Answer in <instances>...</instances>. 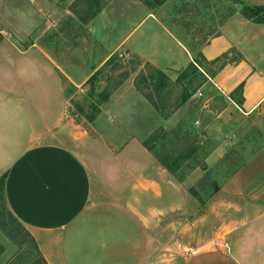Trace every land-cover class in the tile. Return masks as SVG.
<instances>
[{"label": "rangeland", "instance_id": "374dc122", "mask_svg": "<svg viewBox=\"0 0 264 264\" xmlns=\"http://www.w3.org/2000/svg\"><path fill=\"white\" fill-rule=\"evenodd\" d=\"M21 1L19 6V0H14L17 10L10 8L12 18L25 29L46 30L36 43L47 46L53 41L55 50L59 49L53 55L60 58L62 51L68 60H61L62 73L71 77L64 83V127L52 132L47 142L66 146L84 162L90 177V202L119 201L133 206L127 201L136 198L142 209H154V214L145 215L157 223L150 235L159 243L158 264L186 256L176 234L197 219L203 221L196 225L194 235L205 231L210 239L208 250H230L227 239L225 244L217 242L215 230L210 229L215 222L227 221L229 213H210V208L251 203L264 209V96L250 112L230 109V101L236 104L241 99L243 84L222 93L212 78L225 65L240 61L253 65L264 77V24L242 15L244 4L264 8V0H64L53 9L54 15L59 8L55 18L49 13L37 15L42 0ZM15 19L9 21L14 26ZM223 34L232 36L231 47L213 59L215 64L209 63L201 50ZM167 36L188 51L189 63L195 65L188 75L181 73L189 63L180 67L177 61L183 63L186 55L178 48L174 53V47L165 51L172 42ZM6 39L11 40L0 34V45ZM24 43L28 41L19 45ZM107 52L112 61L103 66L109 59L104 61ZM154 70L167 81L159 84ZM140 72L146 81L150 74L155 76V86L146 82L149 87H145L143 79L138 84L159 109L137 89ZM180 75L182 79L176 81ZM185 96L187 101L178 107ZM206 109L224 111L219 126L210 124L204 130L197 112ZM142 148L165 172L159 176L157 199L133 189L134 176L144 167ZM162 158L172 166L177 163L175 175L161 166ZM25 230L0 196V264H46Z\"/></svg>", "mask_w": 264, "mask_h": 264}, {"label": "crops", "instance_id": "0c3cea01", "mask_svg": "<svg viewBox=\"0 0 264 264\" xmlns=\"http://www.w3.org/2000/svg\"><path fill=\"white\" fill-rule=\"evenodd\" d=\"M62 3L65 1L42 0L37 15L52 17L53 9ZM16 5L21 6L22 1ZM16 5L14 0H0V34L11 38L0 45V174H5L7 209L32 235L46 264H158L159 243L150 235L157 223L145 215L154 214V209H142L136 198L127 201L133 206L119 201L91 203L90 177L84 162L66 146L47 142L52 132L64 127V83L71 77L62 73V63L68 60L61 56L62 51H59L61 59L53 55L59 50H55L53 41L48 47L36 43L46 36V30L25 29L12 18L10 8L16 11ZM56 11L54 18L60 14L59 8ZM12 19L16 20V27L9 22ZM171 37L167 36L172 42L169 41L165 51L174 47L175 53L178 48L186 55L183 63L177 60L178 64L185 67L190 61L189 53ZM22 40L28 43L19 45ZM232 40L226 34L216 36L206 42L201 53L211 61L226 52ZM70 48L72 56L74 48ZM104 56L105 61L110 52ZM212 83L222 93L243 84L241 108L245 112L259 105L264 96V77L244 61L225 65L214 75ZM230 102V109L244 112ZM223 112L199 110L204 130L210 124L219 126ZM140 151L144 167L134 176L133 189L157 199L159 176L165 172L152 162L146 150ZM238 177L239 174L233 179ZM212 210L210 213H229L227 221L215 222L210 229L215 230L217 242L225 244L227 239L226 245L231 249L208 250L210 239L205 231L194 235L196 225L203 221L197 219L183 225L176 234L186 256L167 259V264H264L262 206L230 204Z\"/></svg>", "mask_w": 264, "mask_h": 264}, {"label": "trees", "instance_id": "16d2710c", "mask_svg": "<svg viewBox=\"0 0 264 264\" xmlns=\"http://www.w3.org/2000/svg\"><path fill=\"white\" fill-rule=\"evenodd\" d=\"M161 2V1H160ZM159 2V3H160ZM158 4V3H157ZM242 15L244 16L245 19H255L254 21L256 23H260V24H264V8L263 7H258V6H250V5H247V4H244L243 7H242ZM199 57H202L201 54H198ZM216 60V59H215ZM215 60H212V61H208L209 63H216ZM112 61L111 58H109L104 64V65H108L110 64ZM102 66V67H103ZM190 70H195V65L193 62L189 63L188 66L183 70V72L181 73L182 74H186L188 75V73L190 72ZM98 71L95 72V74L97 73ZM154 73L156 74V78L158 80V83L161 84L163 83L164 81H167V77L162 73L160 72L159 70H154ZM94 74V75H95ZM94 75L92 76V78L94 77ZM181 75L177 78L176 81H179L181 80ZM142 77V78H141ZM149 78V77H148ZM139 79H143V72H140L137 77H136V84H137V89L139 90V92L156 108V109H159V107L157 106V104L154 102V100L152 99V96L151 94L149 93H146L143 89H141L139 87ZM155 76L153 74H150V79H148V81H146V79H143V84L145 85V87H149V85L151 86H155ZM149 84H147V83ZM157 88V92L159 93L160 92V87H158V85L156 86ZM242 88L240 87V90ZM187 101V98L186 96L184 98H182L181 102L178 104V107L180 105H182L183 103H185ZM241 104H242V97L241 99L236 103V105L238 107H241ZM144 148L147 150V151H150L151 152V148L149 146H146V144L144 145ZM195 151V150H193ZM175 161H178L177 159H175ZM159 162L161 164V166L170 174V175H175L176 174V171H177V163H176L174 166H172L170 164V162L167 160V159H159ZM203 168H205V166H203ZM4 183H5V174H2L1 175V178H0V193L2 195H0L1 197H3V199L5 200V192H4ZM5 204H6V201H5ZM9 212V210H8ZM9 214L16 220V218L9 212ZM17 221V220H16ZM25 234H26V237L30 240V242L33 244L34 247H37L36 245V242L34 240V238L32 237V235H30L29 232H27L25 230ZM43 259V258H42ZM45 262V261H44Z\"/></svg>", "mask_w": 264, "mask_h": 264}, {"label": "built area", "instance_id": "2783aa9c", "mask_svg": "<svg viewBox=\"0 0 264 264\" xmlns=\"http://www.w3.org/2000/svg\"><path fill=\"white\" fill-rule=\"evenodd\" d=\"M29 2H32L33 0H28Z\"/></svg>", "mask_w": 264, "mask_h": 264}]
</instances>
